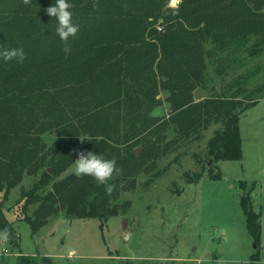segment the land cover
<instances>
[{
  "label": "trees",
  "instance_id": "16d2710c",
  "mask_svg": "<svg viewBox=\"0 0 264 264\" xmlns=\"http://www.w3.org/2000/svg\"><path fill=\"white\" fill-rule=\"evenodd\" d=\"M169 1L71 0L80 29L65 52L56 19L44 11L55 0H0V49L23 47L26 53L23 63L0 60V190L7 196L25 173L38 177L22 191L23 208L37 204L24 216L32 234L59 208L69 218L100 223L114 215L112 200L138 174L153 169L169 128L189 140L220 122L207 142L208 159H242L239 119L250 105L241 108L242 99H254L247 88L252 74L226 77L241 60L235 51L251 38L264 47V0H179L175 7ZM199 87L210 95L194 101ZM162 91L168 118L154 114ZM50 128L58 138L47 147L42 134ZM89 151L119 168L109 181L110 194L92 177L74 174L48 188L53 177L45 165L55 176ZM207 170L211 179L221 178L219 170ZM240 205L258 247L260 213L244 196ZM0 229L17 246L18 234L1 210ZM251 259L264 264L257 253ZM16 264L50 261L19 254Z\"/></svg>",
  "mask_w": 264,
  "mask_h": 264
},
{
  "label": "rangeland",
  "instance_id": "374dc122",
  "mask_svg": "<svg viewBox=\"0 0 264 264\" xmlns=\"http://www.w3.org/2000/svg\"><path fill=\"white\" fill-rule=\"evenodd\" d=\"M178 2L170 0L168 6ZM260 10L264 12V5ZM255 42L251 38L235 51L233 56L241 60H236L226 77L252 74L247 88L254 92V99L252 103L242 99L241 108L250 105L239 119L241 160L210 159L208 164L207 142L221 128L220 122L210 123L189 140L169 128L161 143L166 149L155 158L153 169L138 174L112 200L117 209L114 215L100 223L69 218L59 208L35 234L24 216L33 214L37 204L23 208L22 191L38 177L25 173L7 196L0 190V210L18 234L17 246L0 238V264H16L19 254L46 256L50 264H251L256 253L264 262V47ZM214 63H209L210 72ZM214 84L209 82V87ZM209 92L197 88L194 101L209 97ZM166 96L163 91L158 94L161 105L154 114L168 118ZM42 138L49 147L58 138L56 129H46ZM72 166L53 176V167L45 165L53 177L48 188L73 175ZM211 166L214 173L221 172V178H210ZM240 180L245 181L242 187ZM240 196L260 213L258 247L246 228Z\"/></svg>",
  "mask_w": 264,
  "mask_h": 264
},
{
  "label": "clouds",
  "instance_id": "9594fccd",
  "mask_svg": "<svg viewBox=\"0 0 264 264\" xmlns=\"http://www.w3.org/2000/svg\"><path fill=\"white\" fill-rule=\"evenodd\" d=\"M25 4H29L30 0H24ZM71 0H55L44 11L56 19L55 32L59 39L64 42V51H70L68 46L69 39L75 37L80 26L73 22ZM26 59V53L23 47L0 49V60L15 61L23 63ZM119 171L115 160L105 159L102 155L93 151L86 154L81 153L77 159L74 160L71 169L72 174L76 176H90L98 185L105 186V192L110 194L113 191V185L109 183L114 172ZM8 230L0 231V238L7 239Z\"/></svg>",
  "mask_w": 264,
  "mask_h": 264
},
{
  "label": "water",
  "instance_id": "95a60500",
  "mask_svg": "<svg viewBox=\"0 0 264 264\" xmlns=\"http://www.w3.org/2000/svg\"><path fill=\"white\" fill-rule=\"evenodd\" d=\"M138 151H139L138 149H135L136 153H138ZM210 163H211V161L209 160L208 164H210ZM125 224H126V220L123 221V228L125 227Z\"/></svg>",
  "mask_w": 264,
  "mask_h": 264
}]
</instances>
